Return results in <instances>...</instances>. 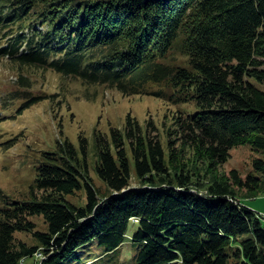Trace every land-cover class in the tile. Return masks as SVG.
<instances>
[{
    "label": "trees",
    "instance_id": "1",
    "mask_svg": "<svg viewBox=\"0 0 264 264\" xmlns=\"http://www.w3.org/2000/svg\"><path fill=\"white\" fill-rule=\"evenodd\" d=\"M2 57L195 112L172 114L165 144L131 114L95 133L105 193L84 136L42 152L29 198L0 189V264H69L93 241L111 253L131 223L134 264H264V222L238 197L264 190V155L256 174L219 172L235 146L264 154V90L252 82L264 84V0H0ZM24 94L20 112L42 99ZM76 191L84 205L68 200Z\"/></svg>",
    "mask_w": 264,
    "mask_h": 264
},
{
    "label": "rangeland",
    "instance_id": "2",
    "mask_svg": "<svg viewBox=\"0 0 264 264\" xmlns=\"http://www.w3.org/2000/svg\"><path fill=\"white\" fill-rule=\"evenodd\" d=\"M21 77V79H20ZM264 90V84L252 81ZM155 88L157 86H154ZM30 96L41 100L22 110L19 109ZM181 110L195 112L192 104L179 106L154 95L123 96L119 91L101 85H86L80 80L64 78L60 74L38 68H22L7 57L0 58V189L15 199L29 198L31 185L36 176L41 153L54 151L59 143L68 139L79 148V136L88 141L87 159L89 175L101 193L105 185L95 171V133L109 134L111 127L121 128L128 114L134 116L143 126L152 119L163 135L172 122V114ZM264 154L249 145H238L230 150V158L220 167V173L236 169L242 176L254 173L251 161ZM131 186L140 185L132 171ZM238 197L255 211L264 214V190L252 196L239 191ZM68 200L85 204L83 191H76ZM37 230L45 231L42 216H32ZM135 229L130 224L126 241L115 251L104 253L103 247L93 241L91 245L78 250L69 264H134L136 245L131 240ZM15 236L33 245L31 234L16 233ZM37 257H28L24 264H33ZM181 264V263H177Z\"/></svg>",
    "mask_w": 264,
    "mask_h": 264
},
{
    "label": "built area",
    "instance_id": "3",
    "mask_svg": "<svg viewBox=\"0 0 264 264\" xmlns=\"http://www.w3.org/2000/svg\"><path fill=\"white\" fill-rule=\"evenodd\" d=\"M257 214H259V215H260V217L262 218V221L264 222V214H262V213H259V212H257Z\"/></svg>",
    "mask_w": 264,
    "mask_h": 264
},
{
    "label": "crops",
    "instance_id": "4",
    "mask_svg": "<svg viewBox=\"0 0 264 264\" xmlns=\"http://www.w3.org/2000/svg\"><path fill=\"white\" fill-rule=\"evenodd\" d=\"M250 207V206H249ZM253 209V208H252Z\"/></svg>",
    "mask_w": 264,
    "mask_h": 264
}]
</instances>
